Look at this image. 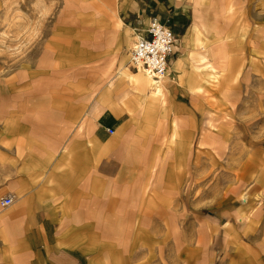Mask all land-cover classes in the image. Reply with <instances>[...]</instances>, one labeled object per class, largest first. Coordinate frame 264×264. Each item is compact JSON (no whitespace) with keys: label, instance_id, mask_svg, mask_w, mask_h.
<instances>
[{"label":"crops","instance_id":"crops-1","mask_svg":"<svg viewBox=\"0 0 264 264\" xmlns=\"http://www.w3.org/2000/svg\"><path fill=\"white\" fill-rule=\"evenodd\" d=\"M204 1L77 0L74 15L54 19L57 30L49 50L55 58L49 64L57 69L28 83L69 84L63 95L51 98L60 104L57 116L38 123L28 115V159L9 161V167L20 168L19 174L0 182V201L13 198L0 208V264H149L159 258L160 247L150 243L159 242L157 235L145 240V233L161 228L134 222L137 214L129 200H159L162 192L171 197L172 188L159 185L175 183L178 171L191 165L190 137L193 125L197 130L201 124L192 105L193 90L201 88L194 84L201 72L196 60L199 56L205 65L207 59L194 52ZM112 4L118 15L108 14ZM215 8L217 17L227 14L225 7ZM232 12L229 7L228 15ZM152 17L178 34L168 79L159 84L131 63L134 40ZM41 61L47 63V58ZM231 71L221 75L210 65L206 82L220 83L233 76ZM34 129L45 133L37 138ZM154 136L159 137L155 148L148 145ZM161 168L168 169V181L162 180ZM238 180L224 187L249 191ZM242 201L239 220L249 207L246 195ZM100 217L105 223H98ZM98 232L107 233L102 243ZM251 256L253 264L264 263Z\"/></svg>","mask_w":264,"mask_h":264},{"label":"rangeland","instance_id":"rangeland-1","mask_svg":"<svg viewBox=\"0 0 264 264\" xmlns=\"http://www.w3.org/2000/svg\"><path fill=\"white\" fill-rule=\"evenodd\" d=\"M75 1L0 0V182L11 173L19 174L20 168L9 167V161L28 159V128L24 126L28 115L38 123L46 122L49 115L57 116L60 104L51 98L63 95L69 83H28V79L57 69L56 64H49L55 58L54 50H49L57 30L54 19L74 15ZM204 2L194 52H202L207 59L202 65L196 57L201 72L194 84L201 88L193 90L192 105L201 124L197 130L193 125L190 137L191 165L178 171L175 183L159 185L170 186L171 197L162 192L159 200H129L130 210L137 214L134 222L161 228L159 233H145L149 236L145 240L157 235L159 242L150 243L161 249L159 258L149 264H253L251 255L264 261V0ZM218 5L227 14L217 17ZM229 7L236 11L233 15H228ZM108 14L118 15L114 4ZM210 65L221 75L230 69L233 76L222 77L220 83L206 82ZM41 107L46 111H40ZM37 130L32 133L40 138L45 131ZM158 138L152 137L154 144L148 145L155 148ZM161 169L162 180L168 181V169ZM237 178L236 184L250 187L249 191L224 187ZM244 195L249 207L242 210L245 219L239 220ZM153 210L155 214L149 216ZM100 219L98 223H105ZM97 234L102 243L107 233Z\"/></svg>","mask_w":264,"mask_h":264},{"label":"built area","instance_id":"built-area-1","mask_svg":"<svg viewBox=\"0 0 264 264\" xmlns=\"http://www.w3.org/2000/svg\"><path fill=\"white\" fill-rule=\"evenodd\" d=\"M176 33L158 17H152L144 34H139L131 51V63L135 70L142 71L153 80H160L170 69V57L176 48ZM109 133L114 130L107 128ZM2 206H8L13 198L1 199Z\"/></svg>","mask_w":264,"mask_h":264},{"label":"bare ground","instance_id":"bare-ground-1","mask_svg":"<svg viewBox=\"0 0 264 264\" xmlns=\"http://www.w3.org/2000/svg\"><path fill=\"white\" fill-rule=\"evenodd\" d=\"M137 38H138V36H137ZM136 42V41H135ZM134 46V45H133ZM169 73V72H168ZM168 73H167V75H168ZM156 84H159V82L161 81H159V80H153Z\"/></svg>","mask_w":264,"mask_h":264}]
</instances>
